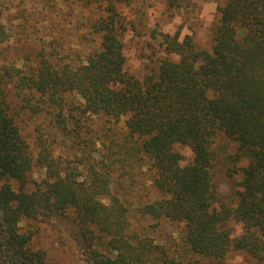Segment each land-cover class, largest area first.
<instances>
[{
  "label": "trees",
  "instance_id": "1",
  "mask_svg": "<svg viewBox=\"0 0 264 264\" xmlns=\"http://www.w3.org/2000/svg\"><path fill=\"white\" fill-rule=\"evenodd\" d=\"M104 1L106 16L91 25L100 40L96 51L74 65L41 56L34 72L15 86L31 92L22 107L45 112L56 128L51 143L39 141L35 163L0 75V264H49L45 252L31 245L36 231L22 223L69 215L89 244L88 263L150 264L159 258L161 264H183L133 230V214L182 225L184 244L201 260L222 263L235 252L264 260V0H226L218 8L209 50L197 48L188 36L180 40L178 31L160 34L165 51L177 59H163L141 80L124 71L115 7L134 0ZM161 1L181 9L190 0ZM69 96L80 103L70 102ZM93 118L115 125L123 119L126 132L104 144L105 155L89 150L92 158L104 157L102 169L93 161L82 172L60 160L50 146L59 132L79 136L84 120ZM70 124L75 128L67 129ZM177 145L190 149L189 163L183 164ZM135 157L152 169L161 198L130 209L113 191L122 187L118 179L123 175L117 173L126 172ZM34 165L44 179L30 189ZM217 167L240 173L234 204L218 194ZM229 222L239 235L226 227ZM95 232L108 238V254L92 248Z\"/></svg>",
  "mask_w": 264,
  "mask_h": 264
},
{
  "label": "rangeland",
  "instance_id": "2",
  "mask_svg": "<svg viewBox=\"0 0 264 264\" xmlns=\"http://www.w3.org/2000/svg\"><path fill=\"white\" fill-rule=\"evenodd\" d=\"M4 11L1 22L4 36H0V75L2 89L7 103L17 111V123L22 136L28 145V151L35 163L38 143H51L54 138L49 115L45 112L34 114L24 109L22 99L31 98L26 88H15L19 78L30 76L36 69L41 56L57 60L60 64H78L88 54L98 49L100 40L92 35L93 22L106 16L104 0H4ZM226 0H190L186 7L169 9L161 0H134L129 3L115 5L119 14L121 29L120 39L125 57L124 71L141 80L152 70H156L160 61L177 57L165 51L161 35L180 33V40L188 36L199 49L209 50L214 27L218 23L219 12ZM37 97L31 100L36 102ZM70 102L80 103L79 98L69 96ZM123 119L118 124L103 123L102 119H85V125L78 129L79 136H55L51 144L54 154L63 162L86 172L93 161L104 159L96 155L92 158L89 150L95 149L100 155L107 153L106 147L113 138L122 137L126 130ZM70 124L67 129H74ZM87 142V145L85 144ZM106 145V147L104 146ZM176 151L183 157V164L192 160V153L186 146L177 145ZM92 156V157H91ZM135 157V164L120 170L117 174L120 186H116L113 194L126 200L130 209L150 203L161 198V194L153 186V172L146 161ZM246 162L236 167L244 166ZM30 184H39L43 179V171L35 165L28 174ZM240 173H230L217 167L214 182L218 194L225 203L234 204L236 192L240 190ZM32 182V183H31ZM105 202V200H103ZM133 214L134 210H130ZM70 216V215H69ZM58 218L54 221L34 220L23 222L22 227H31L36 231L31 245L45 252L49 264H91L86 261L89 244L80 237L76 225L70 217ZM132 229L140 235L151 238L165 249L166 256L176 262L192 264L199 260L204 264H264V260L254 259L242 252L227 256L222 263L201 260L191 254L183 242L182 225L164 220L142 218L136 214L131 218ZM239 235L240 229L232 222L226 224ZM92 248L108 254L107 241L104 235L95 232ZM150 264H161L159 258Z\"/></svg>",
  "mask_w": 264,
  "mask_h": 264
}]
</instances>
